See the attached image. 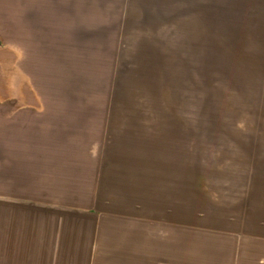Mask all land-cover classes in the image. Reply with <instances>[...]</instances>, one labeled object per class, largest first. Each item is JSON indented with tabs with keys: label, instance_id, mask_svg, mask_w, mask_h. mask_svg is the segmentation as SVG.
<instances>
[{
	"label": "rangeland",
	"instance_id": "374dc122",
	"mask_svg": "<svg viewBox=\"0 0 264 264\" xmlns=\"http://www.w3.org/2000/svg\"><path fill=\"white\" fill-rule=\"evenodd\" d=\"M0 264H264V0H0Z\"/></svg>",
	"mask_w": 264,
	"mask_h": 264
}]
</instances>
